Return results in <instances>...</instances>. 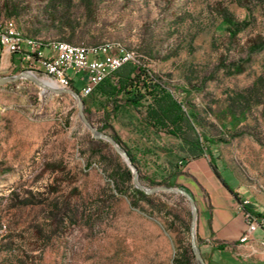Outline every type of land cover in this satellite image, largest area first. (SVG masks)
<instances>
[{
  "label": "rangeland",
  "instance_id": "obj_1",
  "mask_svg": "<svg viewBox=\"0 0 264 264\" xmlns=\"http://www.w3.org/2000/svg\"><path fill=\"white\" fill-rule=\"evenodd\" d=\"M224 17L245 27L230 36ZM7 19L21 35L44 42L133 51L138 62L130 63L129 79L143 93V74L154 76L185 115L196 116L187 117L191 128L182 127L183 135L205 147L200 135L213 140L208 149L220 179L264 217V48L249 52L264 43V0H0V27ZM231 64L242 72L223 67ZM20 71L26 70L11 75ZM124 97L81 96L83 114L110 136H117L114 123L136 124L138 135V123L151 129L157 140L151 151L141 143L119 146L135 159L141 184L170 187L168 170L193 159L187 145L145 124L149 96L138 109ZM119 165L127 167L106 141L91 136L73 96L24 78L1 85L0 264H173L188 247L192 255L189 203L157 191L148 194L150 203L132 206L133 184L121 179ZM255 233L264 239L263 230ZM211 264L249 263L221 257Z\"/></svg>",
  "mask_w": 264,
  "mask_h": 264
},
{
  "label": "crops",
  "instance_id": "obj_2",
  "mask_svg": "<svg viewBox=\"0 0 264 264\" xmlns=\"http://www.w3.org/2000/svg\"><path fill=\"white\" fill-rule=\"evenodd\" d=\"M19 68L21 67L18 56L3 50L0 55V77L10 76ZM76 82L72 80L71 86L73 87ZM77 83L81 85V82ZM138 125L143 134H136V124L132 127L127 123H114L112 128L124 144L134 147L141 143L142 148L149 152L157 143L156 136L152 135L151 129L144 128L143 124ZM127 128H133V132L127 133ZM171 171L169 173L168 170L169 180L185 189L195 202L196 241L207 264L221 257L249 264L264 263V248L258 244L260 235L255 233L248 241L239 242L245 225L237 210L238 197L233 189L230 188L233 192L231 193L224 187L211 171L207 158L203 156L193 158L176 169L172 168Z\"/></svg>",
  "mask_w": 264,
  "mask_h": 264
},
{
  "label": "trees",
  "instance_id": "obj_3",
  "mask_svg": "<svg viewBox=\"0 0 264 264\" xmlns=\"http://www.w3.org/2000/svg\"><path fill=\"white\" fill-rule=\"evenodd\" d=\"M8 22H13L12 19H8ZM14 23V22H13ZM222 23L225 25L227 31L230 33V36L236 35L241 29L245 27V21L241 23H235L230 17H224L222 19ZM22 37L26 40H30L34 42L38 48H40V51L47 48L46 42L41 41L40 39H36L34 37L22 35ZM52 42H66V41H49V43ZM68 43V42H67ZM71 44V43H70ZM113 47V46H112ZM264 48V43L259 42L256 45H253L249 48L250 53L258 52ZM115 49H120L123 51H129L124 49L123 47H120L119 45H115ZM131 64L126 63L122 65L120 68L115 70L113 73L105 77L92 91V93H96L97 95H101L104 98H113L121 95H124L123 102L125 105H128L134 109H138L143 100L146 96H149L151 99V105L148 106L149 109H147V121H145V124H149L152 127L155 128H163L167 135H171L177 139L180 140V142L184 141L183 143L187 145V153L191 155L192 158L200 157V156H206L208 159V164L211 169V171L215 174V176L221 181L224 187H226L231 193L232 190L220 179L218 170L215 166V163L213 161V158L211 157V151L208 149L213 144V140L208 139L207 137H204L200 135V137L203 139V141L207 144L206 147L203 146L198 140L192 141L190 138L185 137L184 131L182 130V127L191 128L187 123V117H191L196 121V116L193 114H184L180 107L176 105V103L172 100L169 92L164 89V86L161 84L159 79H156L154 76H149L147 74H143V79L140 80L141 87L143 88V93L140 92L139 84H137L136 81L133 79H129V74L131 73ZM224 68H228L232 70V73H240L242 72V66L240 64H231L229 66H223ZM73 88V87H72ZM77 93H79V89L73 88ZM91 93V94H92ZM84 102V100H83ZM114 110H117V107L114 106ZM111 137L116 141L118 145L124 146L123 143L120 141V139L115 135L112 134ZM127 155L130 157L131 162L136 165L135 159L130 155L128 150L124 148ZM119 176L124 182H129L131 177L128 168L125 165H119ZM153 185H156L157 183H154L150 180H148ZM167 186H174V184L169 181H167ZM128 194L132 198L131 199V205L136 206L139 201H144L146 203L151 202V196H148L144 194L139 189L133 187L132 185H128ZM126 189V190H127ZM117 192H121L118 188V185L116 187ZM121 193H126V191H123ZM173 194V193H172ZM176 197L183 201V197L180 195H176ZM236 197V196H235ZM236 201L239 202L240 200L236 198ZM161 208H165L164 203L160 205ZM247 209V208H246ZM166 213L171 216L172 219L179 218V216L176 213H173L170 209H166ZM254 214H256L251 209H247ZM186 217L187 219L183 222L185 231H188V218H189V212L186 211ZM198 245V244H197ZM199 246V245H198ZM193 258V256L189 252V247L187 249L179 251V253H176V256L173 259V264H188L189 261ZM188 262V263H187Z\"/></svg>",
  "mask_w": 264,
  "mask_h": 264
},
{
  "label": "built area",
  "instance_id": "obj_4",
  "mask_svg": "<svg viewBox=\"0 0 264 264\" xmlns=\"http://www.w3.org/2000/svg\"><path fill=\"white\" fill-rule=\"evenodd\" d=\"M48 51H40L38 46L20 43V37L12 28L8 19L0 27V55L6 50L17 55L19 65L34 75H43L46 81L55 87H63V72H70L71 80L81 82L86 96L90 95L96 85L126 63H137L133 51L121 52L113 47L84 46L81 44L58 45L49 43ZM247 199L237 202V210L242 216L245 229L239 238L240 242L248 241L261 229L264 231V217H258L246 209ZM264 247V239L258 242Z\"/></svg>",
  "mask_w": 264,
  "mask_h": 264
},
{
  "label": "water",
  "instance_id": "obj_5",
  "mask_svg": "<svg viewBox=\"0 0 264 264\" xmlns=\"http://www.w3.org/2000/svg\"><path fill=\"white\" fill-rule=\"evenodd\" d=\"M21 78L32 81L33 83H35L40 88H42L44 90H49L55 94L67 93V94L73 96L76 100L78 115H79L80 119L82 120V122L89 128L91 136L94 139L106 141L112 147V149L115 151V153L123 158L127 167L131 169L130 177H131V182L133 184V187L139 189L140 191H142L146 195L155 193L157 191H167L170 193L180 195L181 197H183L184 200H186L189 203V206H190V222H189V246H190V250H191L193 259L196 261L197 264H205L203 261V258L201 256L199 247L196 243V235H195L196 206H195V202H194L193 198L191 197V195L179 187L156 186V187L147 188L143 184H141L137 179V170L135 169V167L131 163V160L128 157L126 151L123 148H121L110 135L105 134L103 132L96 131L95 128L87 121V119H86V117L82 111L81 96L75 90L58 88L55 86L50 87V86L46 85L41 79L37 78L34 74L27 72V71H20L15 75L0 77V86L4 85L6 83H9V82L16 81V80L21 79Z\"/></svg>",
  "mask_w": 264,
  "mask_h": 264
},
{
  "label": "bare ground",
  "instance_id": "obj_6",
  "mask_svg": "<svg viewBox=\"0 0 264 264\" xmlns=\"http://www.w3.org/2000/svg\"><path fill=\"white\" fill-rule=\"evenodd\" d=\"M8 23H12V28L14 29L15 33L20 37V43L22 44H25V45H29V46H37L34 42L30 41V40H26L22 37V35L17 31L16 27L14 26L13 22H8ZM52 43H57L58 45H72L70 43H67V42H52ZM48 51V45H47V48H45L44 50L42 51ZM121 52H127V51H123V50H120ZM43 81V80H42ZM46 85L50 86V87H54V84L49 82V81H43ZM71 76H70V72H63V86H65L66 89H71L69 88V86H71ZM58 88H63V87H58ZM79 94L81 96H86V93L84 91L83 88H81L79 90Z\"/></svg>",
  "mask_w": 264,
  "mask_h": 264
}]
</instances>
